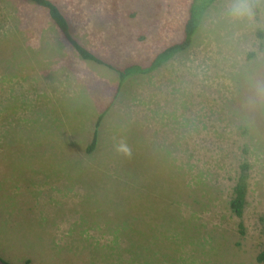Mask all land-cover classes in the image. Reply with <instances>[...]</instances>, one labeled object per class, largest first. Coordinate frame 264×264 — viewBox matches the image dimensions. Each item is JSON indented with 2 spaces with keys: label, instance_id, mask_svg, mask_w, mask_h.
<instances>
[{
  "label": "rangeland",
  "instance_id": "rangeland-1",
  "mask_svg": "<svg viewBox=\"0 0 264 264\" xmlns=\"http://www.w3.org/2000/svg\"><path fill=\"white\" fill-rule=\"evenodd\" d=\"M52 1L83 46L122 68L146 66L181 41L194 0ZM255 1L248 21L226 15L235 0H216L187 50L119 90L118 74L80 58L46 9L0 0L5 260L259 264L264 0ZM243 164L248 194L239 218L230 201ZM115 235L127 245L119 248Z\"/></svg>",
  "mask_w": 264,
  "mask_h": 264
},
{
  "label": "trees",
  "instance_id": "trees-1",
  "mask_svg": "<svg viewBox=\"0 0 264 264\" xmlns=\"http://www.w3.org/2000/svg\"><path fill=\"white\" fill-rule=\"evenodd\" d=\"M28 1L34 4L35 6H38L40 8L47 10L50 20L57 27V29L61 32L63 38L75 50V52L79 55L80 58H82L85 61H91L98 65L106 66L109 69L114 70L119 76V90H120L124 81L127 78L131 77L132 75L149 74L155 71L156 69L160 68L164 63L169 61L174 55L187 50L191 46L194 35L196 34L199 28L200 19H201L202 14L216 0H194L192 4L190 5L189 11H188V17L184 25L183 37L181 41L176 42L166 47L163 51L159 52L152 59V61L146 66H142L139 64H132V65H128L122 68L116 67L113 64L107 62L106 60L98 57L88 48L83 46L72 33L70 24H69V21L66 15L61 11V9L52 0H28ZM251 2L255 8V12H257L258 8H257L256 1L251 0ZM260 35L262 36L263 33H260ZM117 94H118V91H116L115 96H117ZM112 103L107 107L106 110L110 108ZM102 116L97 122L91 144L87 149V152L89 154L92 153L97 147V144L99 141L98 126L100 125ZM247 170H248V165L243 164L241 166V172L239 174L236 185L234 187L233 198L230 201V208L232 212L239 218L243 217L245 207L247 204V194H248ZM115 239H116V244L117 246H119V248H123L127 245L128 239L126 235H115ZM119 254H120L119 257H121L123 253L122 254L119 253ZM256 260L259 264H264V249L257 255ZM129 262H130V259H129ZM0 263L12 264V263H9L7 260H5L1 255H0Z\"/></svg>",
  "mask_w": 264,
  "mask_h": 264
},
{
  "label": "clouds",
  "instance_id": "clouds-1",
  "mask_svg": "<svg viewBox=\"0 0 264 264\" xmlns=\"http://www.w3.org/2000/svg\"><path fill=\"white\" fill-rule=\"evenodd\" d=\"M226 15L236 20L251 21L256 12L251 0H235L232 6L226 9ZM258 91H264V85H258Z\"/></svg>",
  "mask_w": 264,
  "mask_h": 264
}]
</instances>
